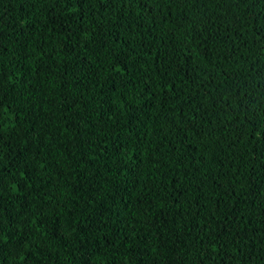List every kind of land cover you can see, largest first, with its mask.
<instances>
[{
	"label": "trees",
	"instance_id": "trees-1",
	"mask_svg": "<svg viewBox=\"0 0 264 264\" xmlns=\"http://www.w3.org/2000/svg\"><path fill=\"white\" fill-rule=\"evenodd\" d=\"M0 264H264V0H0Z\"/></svg>",
	"mask_w": 264,
	"mask_h": 264
}]
</instances>
